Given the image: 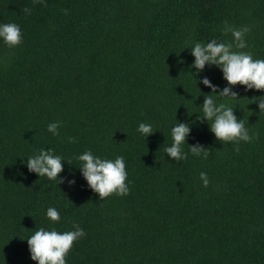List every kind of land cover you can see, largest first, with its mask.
I'll return each instance as SVG.
<instances>
[{
    "label": "trees",
    "instance_id": "trees-1",
    "mask_svg": "<svg viewBox=\"0 0 264 264\" xmlns=\"http://www.w3.org/2000/svg\"><path fill=\"white\" fill-rule=\"evenodd\" d=\"M45 4L0 0V24L16 23L23 34L12 49L0 39V264H37L27 238L74 224L86 235L67 264H264V113L250 100L264 91L236 85L238 98L216 97L200 79L222 89L221 70L206 65L197 73L189 50L213 38L230 42L221 33L227 21L251 28L248 47L234 50L264 60V0ZM204 95L234 106L258 136L241 141L239 152L221 144L197 119ZM55 121L59 136L47 130ZM141 122L156 131L144 138ZM176 122L189 124L187 144L208 148L207 159L187 144L186 160L168 157ZM41 149L64 158L63 183L28 171L27 157ZM88 150L124 157L128 195L100 200L88 187L75 159ZM49 207L58 223L47 218Z\"/></svg>",
    "mask_w": 264,
    "mask_h": 264
},
{
    "label": "clouds",
    "instance_id": "clouds-1",
    "mask_svg": "<svg viewBox=\"0 0 264 264\" xmlns=\"http://www.w3.org/2000/svg\"><path fill=\"white\" fill-rule=\"evenodd\" d=\"M32 2L46 6L45 0H32ZM31 11L32 9L29 7L23 8L25 14H31ZM65 12L67 13L66 9ZM250 31V26L244 25L237 28L224 21L221 33L222 35L230 33L232 37L230 42L218 41L213 38L206 43L195 42L189 48L194 57L192 66L197 73L204 70L206 65H214L221 70L223 79L227 81V86L222 89L212 84L206 76L200 79V83L211 89V93H214L216 97L233 100L238 98V93L233 91V87L236 85L243 86L245 91L250 89L264 91V60L253 59L251 52L234 50H242L248 47L245 36ZM0 39L9 49L18 47L23 42L20 26L16 23L0 24ZM250 100L257 103L259 112L264 113V96H253ZM233 108L234 106H228L226 103L217 104L213 95H204L202 115L197 119L208 123L209 130L221 144L232 143L235 145L233 150L239 152L240 142H251L254 136H258V133L250 135L246 121L237 118ZM209 121H211L210 124ZM61 123L60 121L49 123L47 130L54 136H59ZM137 131L146 138L153 134L156 129L151 124L141 122ZM190 131L189 124L183 122H176L171 128L172 143L164 149L169 158L177 162L188 158V154L183 151L182 146L187 144L186 137ZM68 140L75 142L73 137H68ZM188 146L193 156L207 159L210 155L208 148L199 143ZM75 159L81 162L79 167L81 175L87 181L88 187L98 194L100 200L113 194L117 196L129 194L130 189L126 182L128 174L123 156H117L114 160L102 159L88 150L76 156ZM62 161H65L64 158L54 154L52 149H41L38 154L27 157L26 166L29 172L36 173L38 177H47L49 180L60 184L65 180L64 177L60 176L64 170ZM67 163L71 164L70 161ZM200 180L204 187L210 183L207 174L204 172L200 173ZM67 182L70 185L75 183L74 180ZM46 216L53 223H58L61 219L59 211L53 207L47 209ZM73 229L72 231L57 232L55 229L49 231L43 227L39 228L27 238L30 258L37 264H67L66 257L74 242L86 235L78 224H74Z\"/></svg>",
    "mask_w": 264,
    "mask_h": 264
}]
</instances>
